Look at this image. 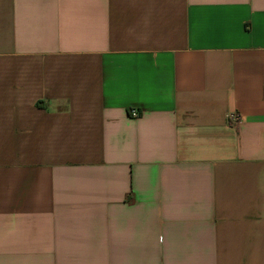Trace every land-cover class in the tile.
I'll return each mask as SVG.
<instances>
[{
  "label": "crops",
  "instance_id": "0c3cea01",
  "mask_svg": "<svg viewBox=\"0 0 264 264\" xmlns=\"http://www.w3.org/2000/svg\"><path fill=\"white\" fill-rule=\"evenodd\" d=\"M0 264H264V0H0Z\"/></svg>",
  "mask_w": 264,
  "mask_h": 264
},
{
  "label": "built area",
  "instance_id": "2783aa9c",
  "mask_svg": "<svg viewBox=\"0 0 264 264\" xmlns=\"http://www.w3.org/2000/svg\"><path fill=\"white\" fill-rule=\"evenodd\" d=\"M140 115L138 110H133V116L137 117ZM244 122V116L238 111H233L227 116L226 124L231 127H238Z\"/></svg>",
  "mask_w": 264,
  "mask_h": 264
}]
</instances>
